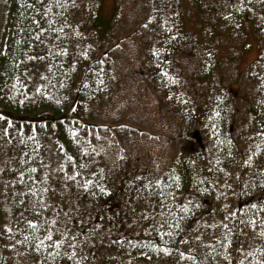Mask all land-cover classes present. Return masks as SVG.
I'll return each mask as SVG.
<instances>
[{
  "label": "trees",
  "instance_id": "16d2710c",
  "mask_svg": "<svg viewBox=\"0 0 264 264\" xmlns=\"http://www.w3.org/2000/svg\"><path fill=\"white\" fill-rule=\"evenodd\" d=\"M114 1H9L0 264H264V0H192L259 38L248 102L181 0Z\"/></svg>",
  "mask_w": 264,
  "mask_h": 264
},
{
  "label": "rangeland",
  "instance_id": "374dc122",
  "mask_svg": "<svg viewBox=\"0 0 264 264\" xmlns=\"http://www.w3.org/2000/svg\"><path fill=\"white\" fill-rule=\"evenodd\" d=\"M9 1L0 0V51L4 48L5 44L4 26L8 20ZM114 3V0H103L106 17L110 16ZM181 7L184 19L187 22L185 24L187 33L194 34L211 48L217 46L216 50L219 53L221 52L220 56L232 60V62H228L223 57H219L217 73L222 78L224 85L228 86V89L238 98V102L239 100L240 102H248L251 91L249 90L244 73L249 65L261 55L262 47L259 38L249 29L246 31L244 37L235 36L232 40H226L225 36H222L224 33H220L221 39L214 38V40L208 41L207 35L213 34V26L205 23V21H202L203 23L200 24L198 11L195 9L192 0H181ZM238 102L237 104H239Z\"/></svg>",
  "mask_w": 264,
  "mask_h": 264
},
{
  "label": "snow or ice",
  "instance_id": "6c2138e0",
  "mask_svg": "<svg viewBox=\"0 0 264 264\" xmlns=\"http://www.w3.org/2000/svg\"><path fill=\"white\" fill-rule=\"evenodd\" d=\"M45 15H47V13H45ZM41 31H43V29H41ZM31 59H36V57H31ZM85 187H87V184H85ZM253 207H255V205H253ZM30 223H34V222H30ZM57 246H59V241H57ZM165 251H167V249H165Z\"/></svg>",
  "mask_w": 264,
  "mask_h": 264
}]
</instances>
